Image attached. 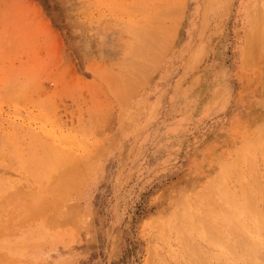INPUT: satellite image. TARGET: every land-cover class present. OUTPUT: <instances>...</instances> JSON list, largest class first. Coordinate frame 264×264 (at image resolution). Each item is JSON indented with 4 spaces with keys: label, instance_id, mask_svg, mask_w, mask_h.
<instances>
[{
    "label": "rangeland",
    "instance_id": "1",
    "mask_svg": "<svg viewBox=\"0 0 264 264\" xmlns=\"http://www.w3.org/2000/svg\"><path fill=\"white\" fill-rule=\"evenodd\" d=\"M0 264H264V0H0Z\"/></svg>",
    "mask_w": 264,
    "mask_h": 264
},
{
    "label": "snow or ice",
    "instance_id": "2",
    "mask_svg": "<svg viewBox=\"0 0 264 264\" xmlns=\"http://www.w3.org/2000/svg\"><path fill=\"white\" fill-rule=\"evenodd\" d=\"M221 7H223V5H221Z\"/></svg>",
    "mask_w": 264,
    "mask_h": 264
}]
</instances>
